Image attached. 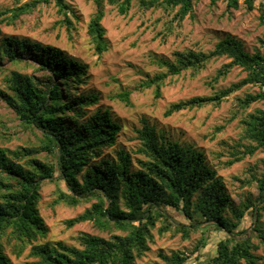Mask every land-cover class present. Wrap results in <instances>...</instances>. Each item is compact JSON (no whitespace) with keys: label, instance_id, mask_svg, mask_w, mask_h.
Here are the masks:
<instances>
[{"label":"trees","instance_id":"16d2710c","mask_svg":"<svg viewBox=\"0 0 264 264\" xmlns=\"http://www.w3.org/2000/svg\"><path fill=\"white\" fill-rule=\"evenodd\" d=\"M16 1L18 5L0 10V23L17 24L52 3L67 28L74 27L70 14L79 18L67 0ZM254 1H244L247 9L255 8ZM92 2L88 33L102 52L107 47L102 24L106 4L126 15L134 0ZM259 2L264 22V0ZM227 6L238 8L239 0H228ZM138 7L162 9L170 16L168 30L181 26L194 13L193 0H139ZM174 56L173 61L161 59L166 70L141 85L154 86L155 98L161 97L168 78L185 71L195 75L223 56L230 60L217 68L212 87L236 66L246 75L210 95L174 102L164 115L207 105L219 107L245 86L257 85V92L236 97L231 119L239 118L242 135L230 146L233 157L228 164L258 150L264 152V108L248 111L252 103L264 100V52L250 53L240 40L228 35L209 51L189 49L175 51ZM0 77V264H13L11 254L20 257L27 250L30 260L24 264H138L137 259L150 250L154 230L160 237L183 238L202 230L200 242L205 245V233L213 227L220 237L206 258L188 263L189 255L175 250L160 252L164 263L156 264H264V255L257 253L264 251V158L261 165L250 167L245 179L254 186V195L236 203L203 151L164 140L146 122L138 132L147 158L137 159L135 167L132 154L116 148L122 124L107 109H91L99 96L82 88L89 79L88 64L59 47L5 34L0 26ZM122 96L129 102V92ZM13 137L22 143L14 148L5 145ZM49 182L56 185L52 208L90 203L68 219L67 226L90 221L107 235L82 232L78 246L45 240L49 227L40 202L42 188ZM247 217L253 220L243 226Z\"/></svg>","mask_w":264,"mask_h":264},{"label":"rangeland","instance_id":"374dc122","mask_svg":"<svg viewBox=\"0 0 264 264\" xmlns=\"http://www.w3.org/2000/svg\"><path fill=\"white\" fill-rule=\"evenodd\" d=\"M67 1L79 17L70 14L74 22L73 28L62 24L63 15L54 3L37 8L17 24L0 23V26L5 34L54 45L88 64L89 79L82 88L85 92L99 96V102L91 109H107L122 124L116 148L130 152L135 167H138L137 159L147 158L142 152L144 144L138 132L146 122L155 127L160 135L163 134L164 140L177 141L203 151L206 162L217 171L218 177L236 203L254 195V186L246 183L245 179L250 167L261 165L264 152L258 150L253 156L234 164H228V161L233 157L230 146L242 135L239 118L231 119L236 97L247 92H257V85L245 86L225 99L219 107L207 105L170 116L164 115L165 110L174 102L197 95H210L216 89L243 78L246 71L242 67H234L212 87V77L217 68L230 60L225 56L214 59L195 75L185 71L168 78L159 98H155L154 86L141 85L156 72L166 70L160 65L161 59L173 61L175 51H209L218 40L228 35L240 40L250 53L264 52V22L261 20L260 0L254 1L255 8L252 10L247 9L245 0H239L238 8H229L228 0H216L214 3L212 0H193V15L186 16L181 26H175L173 30L167 29L170 16L162 9L142 11L138 7L139 0H134L129 12L124 15L119 13L115 5L107 3L102 20L106 28L107 47L102 52L96 49L95 42L88 33L94 10L92 0ZM16 2L0 0V10L18 5ZM25 71L29 72L30 69ZM124 92H129V102L123 98ZM256 108H264V100L252 103L248 111ZM219 126H223V129L216 130ZM15 130L17 129H13ZM20 143L21 139L13 137L5 145L14 148ZM113 151H109L112 159ZM55 188L56 185L51 182L42 188L40 211L49 227L45 240H63L67 244L78 246L77 238L82 232L107 235L90 221L67 226L66 221L81 213L90 203H81L76 207L61 204L52 208ZM177 218L185 221L182 216L177 215ZM252 220L247 217L242 225L249 226ZM154 234V240L149 243L150 250L137 259L138 264L164 263L160 252L171 254L175 250L188 254V263L195 261L197 257L204 259L215 251L220 237L214 227L205 233V245L200 242L202 230L192 233L189 238L181 235L160 237L157 230H154ZM27 252L28 250L20 257L11 254L13 264H24L30 260ZM257 253L264 255L262 249Z\"/></svg>","mask_w":264,"mask_h":264}]
</instances>
